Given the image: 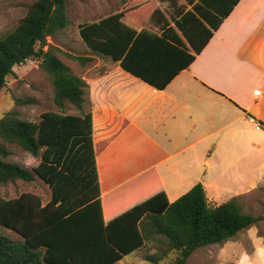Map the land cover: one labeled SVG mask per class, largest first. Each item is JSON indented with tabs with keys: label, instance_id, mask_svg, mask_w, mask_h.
I'll return each mask as SVG.
<instances>
[{
	"label": "trees",
	"instance_id": "1",
	"mask_svg": "<svg viewBox=\"0 0 264 264\" xmlns=\"http://www.w3.org/2000/svg\"><path fill=\"white\" fill-rule=\"evenodd\" d=\"M238 1L200 0L208 9L207 16L199 4L192 7L210 27L195 53ZM193 12H187L176 22L187 40L190 38L183 23L195 16ZM121 16L114 14L98 22L80 24L78 35L91 53L119 62L125 71L162 89L174 74L157 83L128 67L134 32L120 23ZM67 26L65 0H36L17 25L0 38V90L13 66L36 58L50 80L52 101L57 108L41 114L37 122L20 119L15 111L0 118V184L38 178L50 190L45 204L32 193L9 200L0 198V227L19 236L11 239L0 233V264H117L149 244L155 251L144 255V261L158 264L174 252L172 264H186L195 250L228 242L254 225L258 219L242 213L234 199L210 205L201 183L173 202L159 188L135 198L113 216L104 215L88 86L47 43L48 38ZM160 45L167 47L168 43L159 39V49ZM66 56L82 65L90 60ZM192 59L190 56L189 62ZM67 107L77 114H67ZM5 145L38 158V164L27 169L6 161L9 152Z\"/></svg>",
	"mask_w": 264,
	"mask_h": 264
},
{
	"label": "crops",
	"instance_id": "2",
	"mask_svg": "<svg viewBox=\"0 0 264 264\" xmlns=\"http://www.w3.org/2000/svg\"><path fill=\"white\" fill-rule=\"evenodd\" d=\"M163 3L147 0L103 17L121 14L120 23L134 32L127 58L130 69L157 83L174 74L162 89L125 71L119 62L90 51L89 67L78 75L88 86L106 217L159 188L172 202L166 182L174 188L192 181L182 173L199 164L222 173L216 179L224 181L223 169L217 164L210 168L211 157H232L231 171L236 172L234 166L243 158L250 162L251 148H258L251 137L253 122L260 123L264 132V0H239L198 53L195 49L210 27L192 7L199 4L207 16L206 6L200 0H187L183 7L174 0L167 14L160 7ZM187 12L195 15L183 23L190 40L176 27ZM159 39L168 46L159 49ZM168 162L163 173L169 175L163 178L161 166ZM229 178L246 181L240 174ZM247 182V190L234 192L231 199L264 184V163ZM195 184H189L185 193ZM202 186L207 202L215 205Z\"/></svg>",
	"mask_w": 264,
	"mask_h": 264
},
{
	"label": "rangeland",
	"instance_id": "3",
	"mask_svg": "<svg viewBox=\"0 0 264 264\" xmlns=\"http://www.w3.org/2000/svg\"><path fill=\"white\" fill-rule=\"evenodd\" d=\"M35 1L0 0V38L17 25L19 20L25 15L28 6ZM65 1L68 26L48 38L47 43L56 49L54 50L56 56L73 73L79 75L89 67V62L82 65L74 58L66 56L68 54L72 57L89 58L90 52L78 35V26L96 21L115 11L129 10L137 5L146 3L147 0ZM172 1L174 0H163L164 3L160 4L161 9L167 14L171 12L169 3ZM175 1L177 4L186 7L187 0ZM44 50H47V47H44ZM12 71V74L5 78V85L0 90V118L10 111H15L18 118L37 122L44 112L57 110L52 101L53 91L50 80L39 68L38 59H29L23 64L15 65ZM66 113L77 114V111L67 107ZM262 129L261 127L257 131L252 128L251 137L258 148L256 150L251 148L250 162L243 158L240 165L234 166L237 169L234 172L231 171L232 157L213 155L210 168H212L213 164H217L220 169H223L225 180L216 179V175H221L222 173H217L211 169L206 170L205 165L193 166L189 172L182 173L187 175V180L192 181L174 188H170L166 182L169 199L173 202L176 200L173 199L176 195L185 193L189 184L199 182L205 184L207 197L217 205L230 200L234 196V192H245L248 185L247 181L252 175L258 174L259 167L264 163V132ZM5 148L9 152V155L5 158L6 161L17 163L27 169H31L38 164V158L30 156L15 146L5 145ZM199 159L201 162L202 157L199 156ZM169 162L161 166L163 178L169 175V171L166 174L163 173V170L169 167ZM167 164L168 166L165 167ZM229 167L230 170L228 169ZM238 174L244 175L246 181L230 180V175H236L237 177ZM173 183L175 182L173 181ZM22 193H32L39 196L42 204H45L50 198L48 186L38 178H35L32 182L15 181L14 183L0 184L1 199H13ZM235 201L242 213L258 219L257 222L249 228L241 230L236 237L228 242L209 245L195 250L188 257L186 264H264V184L256 187L248 194L235 197ZM0 233L11 239L19 238L17 234L6 228L0 227ZM154 251V247L149 244L145 248L125 256L122 264H150L144 261L143 257L146 254H153ZM174 258L175 253L170 252L158 264H172ZM117 264H120V262Z\"/></svg>",
	"mask_w": 264,
	"mask_h": 264
},
{
	"label": "built area",
	"instance_id": "4",
	"mask_svg": "<svg viewBox=\"0 0 264 264\" xmlns=\"http://www.w3.org/2000/svg\"><path fill=\"white\" fill-rule=\"evenodd\" d=\"M253 127H254V129H256V130H260L261 127H262V125H261L260 123H258V122H253Z\"/></svg>",
	"mask_w": 264,
	"mask_h": 264
}]
</instances>
